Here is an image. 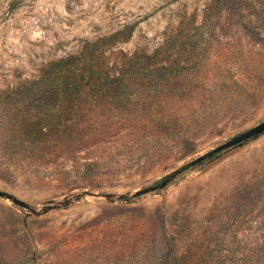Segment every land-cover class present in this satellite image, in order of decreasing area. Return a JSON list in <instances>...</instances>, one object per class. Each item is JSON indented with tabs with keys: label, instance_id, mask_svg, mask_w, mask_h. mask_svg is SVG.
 Listing matches in <instances>:
<instances>
[{
	"label": "rangeland",
	"instance_id": "1",
	"mask_svg": "<svg viewBox=\"0 0 264 264\" xmlns=\"http://www.w3.org/2000/svg\"><path fill=\"white\" fill-rule=\"evenodd\" d=\"M124 26L103 66L128 90L74 98L42 149L0 151V190L35 211L0 199V264H264V134L154 193L93 196L155 185L264 121V0H0V135L12 86Z\"/></svg>",
	"mask_w": 264,
	"mask_h": 264
},
{
	"label": "trees",
	"instance_id": "2",
	"mask_svg": "<svg viewBox=\"0 0 264 264\" xmlns=\"http://www.w3.org/2000/svg\"><path fill=\"white\" fill-rule=\"evenodd\" d=\"M132 32L133 26H124L109 35L85 41L76 54L48 63L39 77L12 86L6 94L9 115L0 135L4 146L0 151L12 158L14 152H19L18 147L28 145L27 142L31 143V138L34 139V144H31L42 149L44 143L38 141L52 132L51 119H57L59 122L63 119L62 124L71 125L67 121L73 117L69 116L65 120L62 111L71 106L74 98L93 97L95 93L109 91L120 97L128 90L120 77H110L103 64H107L111 56H116L113 47L127 42ZM136 58L138 57H130ZM97 63L102 65V70L94 69ZM135 65L130 62L129 67ZM213 115L212 111L200 113L195 117L194 124H203ZM30 131H33V134H30ZM170 132L178 134L180 131L178 126H172Z\"/></svg>",
	"mask_w": 264,
	"mask_h": 264
},
{
	"label": "water",
	"instance_id": "3",
	"mask_svg": "<svg viewBox=\"0 0 264 264\" xmlns=\"http://www.w3.org/2000/svg\"><path fill=\"white\" fill-rule=\"evenodd\" d=\"M264 134V121L260 124H257L254 127H251L238 135L234 136L230 140L224 142L221 145H218L217 147L211 149L210 151L200 155L199 157L193 159L192 161H189L188 163H185L184 165L180 166L178 169L174 170L167 176H165L162 180H160L157 184L146 187L144 189L135 191L131 195L126 194H112V193H106V194H94L93 196L97 198H103L107 201H126L129 197L131 198H137L149 193H154L156 191L164 189L168 184H170L176 177L183 174L184 172L188 171L191 168H194L201 163L211 159L212 157L227 151L229 149L242 146L244 143L251 141L253 139L258 138L259 136ZM0 199L6 200L10 202L13 206L23 209V210H29L30 213H35V211L25 202L15 198L13 195L8 194L4 191L0 190ZM69 200H64L62 202H58L55 204H48L45 207H43L39 214H46L47 212L59 208H63L69 205Z\"/></svg>",
	"mask_w": 264,
	"mask_h": 264
}]
</instances>
